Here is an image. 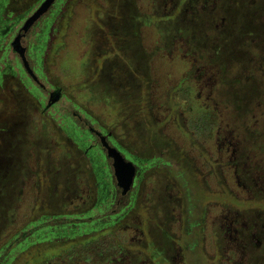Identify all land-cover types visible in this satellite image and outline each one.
Wrapping results in <instances>:
<instances>
[{"label": "rangeland", "instance_id": "rangeland-1", "mask_svg": "<svg viewBox=\"0 0 264 264\" xmlns=\"http://www.w3.org/2000/svg\"><path fill=\"white\" fill-rule=\"evenodd\" d=\"M13 1H22L20 11ZM24 1L0 0L4 17L31 13L39 6L37 0ZM232 2L63 0L54 5L57 14L52 26L58 32L57 41L39 52L38 63L31 62L40 83L47 90L61 87L64 98L60 103L82 110L95 127L99 123L112 125L115 113L108 99H117L119 94L106 82H115V71L101 74L98 68L103 59L115 58L107 69H116V78L119 70L126 76L116 86L128 87L129 70L137 81L132 85L135 92L128 96L137 98L144 93L146 82L151 123L165 127L170 139L167 147L159 148L170 153L159 154L168 166L159 162L152 169L153 175L136 181L124 194L129 197L132 193L133 202L121 222L96 237L105 246L120 244L122 250L113 254L114 262L224 264V254L230 255L244 237L256 243L257 223L237 222L235 217L236 213L255 216L259 211L264 219V173L253 177L257 175L253 167L263 172L257 165L260 167L258 162L264 158L260 151L264 143V44L255 48L249 36L232 37L237 21L218 30L231 17L224 9L236 8ZM30 32L32 35L36 30ZM11 37L10 33L0 47V145L3 147L5 139H11L9 144L17 142L10 152L16 168L11 176L3 177V182L15 178L12 188L4 186L6 212L14 211L16 216L11 219L24 222L41 203L57 213L85 211L90 214L87 220L99 221L122 200V188L114 176L102 177L94 186L75 171L77 163H87L74 156L78 152L70 141L59 139L66 134L52 127L61 121L57 114L50 111L54 115L50 121L39 116L38 103L41 98L46 103L48 96L36 100L21 87L22 65L8 44L14 39ZM102 38L109 50L103 58L98 54ZM29 41H33L32 36ZM9 97L20 100V108L14 106L17 111L6 105ZM65 114L70 115L71 110ZM252 117L256 121L251 124ZM10 127L16 133L3 139ZM247 127H259L261 134ZM123 146L138 152L127 143ZM212 159L223 164L241 161L244 165L240 170L251 175L247 180L238 178L241 171L235 173L234 166L225 167L222 174H205L206 162ZM112 162L108 160L101 169L113 175ZM187 166L197 172L195 176L187 172ZM115 188L119 193L114 196ZM101 197L112 205L103 208V214L92 207ZM8 224L5 219L0 225V243L8 236L3 228ZM223 237L224 246L229 247L224 253ZM233 256L240 264V251H234Z\"/></svg>", "mask_w": 264, "mask_h": 264}, {"label": "flooded vegetation", "instance_id": "flooded-vegetation-1", "mask_svg": "<svg viewBox=\"0 0 264 264\" xmlns=\"http://www.w3.org/2000/svg\"><path fill=\"white\" fill-rule=\"evenodd\" d=\"M43 0H37L38 5ZM63 0H56V2L52 5L50 10L44 14L41 18H39L34 25H32L26 32H23L21 30L25 20L34 12H23L21 15H16V17L5 16V9L1 8L0 6V47L3 45V40L11 33V38H14L16 35H21L20 38V45L24 48V55L28 62V65L36 77V80H33L27 73L21 68V71L23 72L24 80L21 81V87L25 89V93L27 95H30L34 97L36 100L42 96H48L46 98V103H44L45 98H41V101H39L37 106V112H39V116L42 118H45V120L50 121L51 118L54 116V114H57L59 116L60 123L58 125H52V127H59L63 132H65V136H62V134L59 136L60 140H63L64 142L72 143L73 146L76 147L77 153H75L76 158H82L85 161L89 163L90 166H92L93 163L97 164L96 167L98 170H101L102 166L105 165V163L108 160L113 161L114 160L109 156L110 154L119 153L120 156L126 161L131 162L134 166V183L135 185L136 181L141 179L143 176H149L153 175L154 170L153 167L156 164H159L161 162L162 166H168L167 162L163 163V161H160L159 154L164 153L170 155L168 150H164L162 152V149L159 148H165L168 146L169 137L167 134L164 133L165 127H160L162 125H155L151 123L150 113L148 111V101H149V95L150 93L146 91V82H145V91L144 93L136 97H129L131 93L135 92L132 85L133 82L136 83L137 77H133L132 73L127 71V74H129V79L131 80V83H129L127 88H122L116 86V82L122 80H125L124 72L120 73L116 78V69L110 68L107 69L109 66L110 60L115 61V58H105L100 63V69L101 74L103 72H106L107 74H111L112 70L115 71V82L113 79H109L106 82V85L114 90L117 91L119 94V98L117 99H108L111 100L112 105L110 104V107H113V112L115 113V116H113L114 123L112 125H106V124H100L99 126L95 127L94 122L88 117L82 110H78L76 106L67 107L65 106V103H60L62 98H64V91L61 87L53 86L51 89L47 90L46 87L40 83L39 78V72L36 70V68L31 65L32 61L37 62L38 61V54L41 52L42 49L45 47H53L54 44L57 41V35L58 32H56L53 29V22L55 19V16L57 14L54 5L56 6L57 3H61ZM26 2V0L24 1ZM13 4L19 5V11L22 7V1L20 2H12ZM27 3L24 4V7ZM54 7V10H53ZM17 8L14 10L16 11ZM18 10V9H17ZM18 26V27H17ZM36 30V32H32V35L30 34V31ZM48 32V33H47ZM46 33V34H45ZM116 35V34H113ZM33 37V41L30 42V37ZM114 39V38H113ZM115 40V39H114ZM100 41V42H99ZM99 46H98V54H105V51H109L106 47L105 40L99 39ZM10 42V41H8ZM10 44V43H8ZM120 45V40L118 41V46ZM48 47V49H50ZM121 50V49H120ZM38 63V62H37ZM107 64V65H106ZM40 65V64H39ZM138 75V74H137ZM128 76V75H127ZM139 78V77H138ZM112 84V85H111ZM55 94L58 95V100L49 105V100L55 97ZM17 96H21V94H18ZM10 98V97H9ZM21 99V98H20ZM107 99V98H105ZM68 100V99H67ZM10 104H6L8 107H11L9 110L14 112L16 105L20 104V100L15 99L12 100L11 98L8 99ZM8 103V102H7ZM20 108V107H19ZM8 110V111H9ZM71 110V114H65L66 112H69ZM20 111V109H19ZM53 112V113H50ZM15 114V113H14ZM17 116H19V113H17ZM21 115L19 116V118ZM23 117V115H22ZM56 121V120H55ZM155 127V128H154ZM184 127V126H183ZM218 135V134H217ZM124 143H127L128 145H131L132 148H134L136 151L138 149L137 154L132 153L129 150H126L123 146ZM239 143V141H238ZM76 152V151H75ZM243 156L245 155V152H242ZM240 155L238 156V158ZM181 159H184L181 157ZM262 158L259 160L261 163ZM209 167H207L205 174L208 175H214V174H222L225 167H228L231 169V166H234L235 173L240 172L239 175H236L238 178H243V180H247L251 174H246L248 172H244L240 170V167L243 166V162H232L228 161L227 164L219 163L218 160L212 159V161L206 162ZM184 162L182 166L184 167ZM188 167V166H187ZM186 167V168H187ZM253 167V166H252ZM262 170V167L258 166ZM189 170V167L187 168ZM239 169V170H238ZM254 169V167H253ZM102 176L101 177H110V179L113 178V175L108 170H101ZM192 176L196 175V171L193 169V171H187ZM184 173V172H183ZM260 173L256 171L255 178H260ZM253 174V173H252ZM243 176V177H242ZM100 177V178H101ZM245 185V184H244ZM250 187L248 186V190ZM111 193V192H110ZM118 190L114 189V196L118 194ZM132 193L128 196H125L124 194H121L122 200L119 201L118 205L112 210V212L109 215L103 214L104 209L103 208H109L112 205L107 206H101V209L99 212L100 214H103L100 219L101 222H105V220H117L119 223L123 219L125 212L127 211V208H130L133 202V198L131 197ZM122 211V212H121ZM237 216L235 217V221L243 220L247 224L257 223V238L256 243L250 242L247 240V238H243L244 240L242 243L238 242L236 243V247L234 248V251H240L241 254V262L240 264H264V219L261 217V213L258 211L256 212L255 216L247 214L246 216L240 215L236 213ZM115 217V218H113ZM122 217V218H121ZM90 218V217H89ZM121 218V219H120ZM91 220V219H90ZM88 220V221H90ZM94 220V219H92ZM91 220V221H92ZM243 226L239 225L238 227ZM248 237V236H247ZM241 240V241H242ZM247 240V241H246ZM226 238L223 237V253L225 251L229 250V247H225ZM241 244V245H239ZM234 251L229 254H224V264H237L234 260ZM243 257V258H242Z\"/></svg>", "mask_w": 264, "mask_h": 264}, {"label": "trees", "instance_id": "trees-1", "mask_svg": "<svg viewBox=\"0 0 264 264\" xmlns=\"http://www.w3.org/2000/svg\"><path fill=\"white\" fill-rule=\"evenodd\" d=\"M231 1L234 2L236 8L231 7V3L228 4L231 8L224 9V11L231 17L229 16L228 21L226 20L218 30L223 29L225 23L230 24L237 21V25H234L235 27L231 30L232 37L243 39L245 36H249L255 41L252 45L254 47L257 44H264V0ZM251 120V124L256 121L254 117ZM13 130L14 128L10 127L3 139L6 135L8 138L12 137L16 133ZM246 130L251 132L253 130L259 135L261 134L259 127H247ZM10 140L5 139L3 147L0 145V150L3 152H0V225L4 223L5 219L9 223L3 227L4 231L6 230L4 235L8 236L6 235L5 241L0 243V264H123L120 259L115 262L112 260L113 254L121 252L120 244L115 242L105 246L101 238L96 239L103 230L118 225L119 221L117 220L106 219L105 222H101L91 219L92 221H88L90 214L85 211L57 213L56 210L51 211L50 207L41 206V203L40 206H35L32 211L35 213L29 214V219L24 222L16 221L15 217L11 219V216H16V214L14 211L6 212L8 199L3 196L5 194L4 186L5 189L6 184L12 188L15 182V178L12 181L3 182V177L11 176L13 168H16V165L12 163L14 159L11 158L10 152L15 145L17 146V142L9 144ZM260 151L264 157V143L260 147ZM262 159L260 165L264 173V158ZM86 163H77L75 171L82 173L87 181L94 182V186L100 184L102 169L98 170L96 168L98 165L95 163L92 166L87 161ZM254 170L257 171L255 168ZM46 183L49 186V181ZM93 202L92 207L98 213L101 212V206L107 205L106 197L97 198ZM128 210L129 208H127ZM126 263L127 261L124 262V264Z\"/></svg>", "mask_w": 264, "mask_h": 264}, {"label": "water", "instance_id": "water-1", "mask_svg": "<svg viewBox=\"0 0 264 264\" xmlns=\"http://www.w3.org/2000/svg\"><path fill=\"white\" fill-rule=\"evenodd\" d=\"M56 0H43L37 9L25 20L21 30L26 32L34 23L46 14ZM21 35H17L13 41L10 43L12 50L17 53L21 60V65L23 70L29 75L33 80H36V77L32 73L28 62L24 55V48L20 45ZM58 95L55 94V97L49 100V105L55 103L58 100ZM113 158V176L116 180V185L122 188V194H126L133 186L134 183V166L131 162H126L119 153L110 154Z\"/></svg>", "mask_w": 264, "mask_h": 264}]
</instances>
